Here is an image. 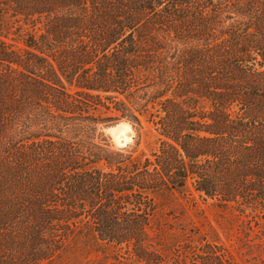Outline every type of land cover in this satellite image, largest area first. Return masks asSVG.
Returning a JSON list of instances; mask_svg holds the SVG:
<instances>
[{"label":"trees","instance_id":"1","mask_svg":"<svg viewBox=\"0 0 264 264\" xmlns=\"http://www.w3.org/2000/svg\"><path fill=\"white\" fill-rule=\"evenodd\" d=\"M142 115L158 148H113L103 129L140 136ZM190 180L264 264V0H0V264L88 242L115 264H240L205 237L157 247L156 195Z\"/></svg>","mask_w":264,"mask_h":264},{"label":"rangeland","instance_id":"2","mask_svg":"<svg viewBox=\"0 0 264 264\" xmlns=\"http://www.w3.org/2000/svg\"><path fill=\"white\" fill-rule=\"evenodd\" d=\"M9 39L13 34H9ZM71 88L70 86H68ZM143 129L138 134L137 129L127 120L111 124L103 129L110 137L113 148L132 149L137 144V152L143 157L151 155L158 148L159 133L152 122L141 116ZM126 126L131 129H126ZM127 130V131H126ZM126 134V135H125ZM158 211L154 217V234L160 232L157 247L164 253L178 244L203 242L205 237L225 245L234 260L240 264H256L253 256L257 249H252L241 232V221L236 211L213 205V200L207 202L200 199L194 191L192 181L187 184L186 191H169L156 195ZM60 264H115L117 261L108 248L88 242L82 243L77 252H66Z\"/></svg>","mask_w":264,"mask_h":264},{"label":"bare ground","instance_id":"3","mask_svg":"<svg viewBox=\"0 0 264 264\" xmlns=\"http://www.w3.org/2000/svg\"><path fill=\"white\" fill-rule=\"evenodd\" d=\"M126 129H131V128H129V127L126 126ZM126 131H127V130H126ZM125 135H126V134H125Z\"/></svg>","mask_w":264,"mask_h":264}]
</instances>
